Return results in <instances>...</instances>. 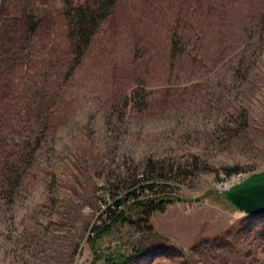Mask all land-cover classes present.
<instances>
[{"label":"rangeland","instance_id":"1","mask_svg":"<svg viewBox=\"0 0 264 264\" xmlns=\"http://www.w3.org/2000/svg\"><path fill=\"white\" fill-rule=\"evenodd\" d=\"M170 1L120 0L73 66L62 0H19L45 27L0 90V125L29 139L30 161L0 192V264H103L95 251L114 245L143 248L126 264H264V213L221 194L264 170V0H199L175 68ZM136 84L145 109L123 104ZM146 179L156 185L139 196L171 200L152 230L117 222L94 240L109 206Z\"/></svg>","mask_w":264,"mask_h":264},{"label":"trees","instance_id":"2","mask_svg":"<svg viewBox=\"0 0 264 264\" xmlns=\"http://www.w3.org/2000/svg\"><path fill=\"white\" fill-rule=\"evenodd\" d=\"M119 1L82 0L76 2L74 0H62L61 13L65 20V39L72 55L73 66L79 64L85 56L102 24L113 16ZM198 2L199 0H171L167 9L165 7L168 12L166 16V22H168L166 27L168 30L166 51L171 68L180 65L182 57L189 51V43L192 39L188 32L199 28L198 18L195 14ZM1 6L12 7L11 10L7 9L8 12L6 13L0 11L2 15L0 16V90H3L4 83L17 79V68L19 65H23L26 57V54L21 53L23 46H25L26 41L44 30L45 21L40 14L21 5L19 0H0ZM211 8L212 3L208 2L207 16L212 15V12H208ZM263 14V12L259 13V17H262ZM136 45L137 43H135ZM133 51L134 54H138L139 47H134ZM139 85H134L125 96L123 101L125 106L144 109L148 107L149 97L144 93V88L141 89ZM37 108L34 105L32 110L35 109L36 111ZM8 130L9 128L5 129L0 125L1 193H11L19 185L22 179L20 171L24 170V167L30 162L26 160L27 155H29L27 151L29 139L19 138L18 134ZM15 136L19 140L15 145L12 144L14 149H5L7 141L14 142ZM41 139L36 138L33 144L38 145V141ZM145 181L139 189L127 192L122 198L114 201L112 206H109L106 210V218L109 222L95 227L94 240L106 235L110 226L117 222L129 224L147 233L152 230L151 225H149L150 217L155 212H162L171 200H164L156 196H139L137 190L141 192L145 190L153 191L156 185L151 179ZM124 202H128L129 205L122 206ZM130 210L134 213H128ZM143 251L141 246H133L131 251L127 253L122 246L114 245L112 247L108 246L104 250L95 251V255L96 258L103 261V264H126L141 255Z\"/></svg>","mask_w":264,"mask_h":264},{"label":"water","instance_id":"3","mask_svg":"<svg viewBox=\"0 0 264 264\" xmlns=\"http://www.w3.org/2000/svg\"><path fill=\"white\" fill-rule=\"evenodd\" d=\"M223 197L246 214L264 213V170L221 190Z\"/></svg>","mask_w":264,"mask_h":264}]
</instances>
